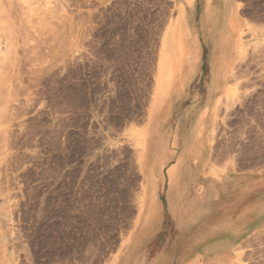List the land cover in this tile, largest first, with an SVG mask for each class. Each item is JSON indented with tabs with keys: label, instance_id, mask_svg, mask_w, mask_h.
<instances>
[{
	"label": "rangeland",
	"instance_id": "374dc122",
	"mask_svg": "<svg viewBox=\"0 0 264 264\" xmlns=\"http://www.w3.org/2000/svg\"><path fill=\"white\" fill-rule=\"evenodd\" d=\"M175 3L0 0V264H264V0Z\"/></svg>",
	"mask_w": 264,
	"mask_h": 264
},
{
	"label": "crops",
	"instance_id": "0c3cea01",
	"mask_svg": "<svg viewBox=\"0 0 264 264\" xmlns=\"http://www.w3.org/2000/svg\"><path fill=\"white\" fill-rule=\"evenodd\" d=\"M198 0H176V6L179 7V6H183L184 4L186 6H192L193 9H195L196 7V3H197ZM208 5V2L206 1L205 3V6ZM209 154V152H208Z\"/></svg>",
	"mask_w": 264,
	"mask_h": 264
},
{
	"label": "bare ground",
	"instance_id": "6f19581e",
	"mask_svg": "<svg viewBox=\"0 0 264 264\" xmlns=\"http://www.w3.org/2000/svg\"><path fill=\"white\" fill-rule=\"evenodd\" d=\"M166 52H167V53H166V55L168 56V55H169V53H170V49H169L168 51L166 50ZM170 207H171V208H172V210H173V202H171V203H170Z\"/></svg>",
	"mask_w": 264,
	"mask_h": 264
}]
</instances>
